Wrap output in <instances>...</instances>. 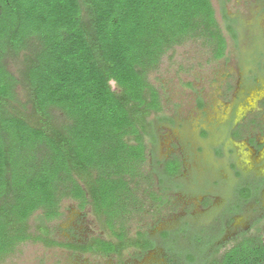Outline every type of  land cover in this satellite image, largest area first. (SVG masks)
<instances>
[{
	"label": "trees",
	"instance_id": "trees-1",
	"mask_svg": "<svg viewBox=\"0 0 264 264\" xmlns=\"http://www.w3.org/2000/svg\"><path fill=\"white\" fill-rule=\"evenodd\" d=\"M193 39L211 45L214 59L223 57L226 43L210 0H0V262L26 242L116 257L127 248L155 249L146 233L127 238L124 226L142 205L134 190L143 176L146 138L155 144L156 126L169 121L159 115L149 74L166 52ZM159 163L153 172L172 184L181 161L172 156ZM263 186L262 178L240 185L220 218H232ZM64 199L79 209L89 205L115 241L51 239L47 224L59 217ZM185 230L160 233L171 262L264 264L262 235H244L203 262L219 236L192 241L186 250L177 242Z\"/></svg>",
	"mask_w": 264,
	"mask_h": 264
},
{
	"label": "rangeland",
	"instance_id": "rangeland-1",
	"mask_svg": "<svg viewBox=\"0 0 264 264\" xmlns=\"http://www.w3.org/2000/svg\"><path fill=\"white\" fill-rule=\"evenodd\" d=\"M210 1L226 43L223 57L214 59L212 46L202 39L187 40L166 52L149 74L161 100L159 115L170 122L156 126L155 144L146 138L143 176L134 190L142 205L124 226L127 238H134L137 231L146 233L155 249L140 254L127 248L116 257L26 242L0 264H185L182 257L169 260L161 232L185 227L177 242L187 250L192 248L190 242L201 239L204 244L225 227L220 216L236 200L237 188L264 177V0ZM7 66L16 72L14 62L8 60ZM17 97L20 102L26 98L19 89ZM234 131L238 137L232 135ZM256 145L262 148L257 150ZM172 156L181 161V173L172 184L162 183L153 170L161 169L158 161ZM30 224L35 233L33 218ZM47 225L48 236L57 243H80L92 237L115 241L102 217L97 218L89 205L79 209L72 199L62 200L59 217ZM225 225L213 249L205 250L203 262L221 255L244 235H262L264 241V186Z\"/></svg>",
	"mask_w": 264,
	"mask_h": 264
},
{
	"label": "flooded vegetation",
	"instance_id": "flooded-vegetation-1",
	"mask_svg": "<svg viewBox=\"0 0 264 264\" xmlns=\"http://www.w3.org/2000/svg\"><path fill=\"white\" fill-rule=\"evenodd\" d=\"M252 139H250V141H251ZM256 148H257V150H259V149H261L262 148V145H256ZM262 179H264V177H262ZM244 204H246V203H244ZM228 216V218H224V219H221L222 220V223L224 224H222L223 226H227V225H225V223H226V221H227V219H228V221L230 220V218L231 217H229V215L227 214L225 217H227ZM226 219V220H225ZM224 220H225V223H224ZM225 227H223L220 231H218V233H217V236H218V234H220V232L222 231V230H224L225 229ZM212 237H216V236H211V237H207V238H212ZM147 252H149V251H147Z\"/></svg>",
	"mask_w": 264,
	"mask_h": 264
}]
</instances>
